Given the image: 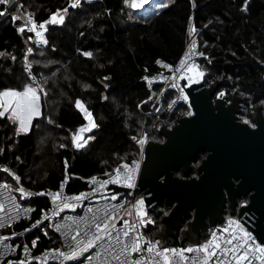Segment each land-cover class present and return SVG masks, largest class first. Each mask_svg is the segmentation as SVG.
Returning <instances> with one entry per match:
<instances>
[{"label": "trees", "instance_id": "trees-1", "mask_svg": "<svg viewBox=\"0 0 264 264\" xmlns=\"http://www.w3.org/2000/svg\"><path fill=\"white\" fill-rule=\"evenodd\" d=\"M71 3L22 0L19 13L0 16V52L5 53L0 56V92L26 85L46 92L40 98L42 117L28 132L18 134L16 124L0 118V166L9 167L29 189L57 188L68 162L70 191H79L86 188V179L139 159L143 136L164 141L157 127H175L188 111L180 106L171 114L154 112L152 92L142 77L156 70L158 58L178 63L193 26L202 53L211 61L204 64L206 84L221 82L220 91L230 99L238 96L254 104L264 100V0H162L160 7L132 17L124 0L83 1L75 8ZM64 9L63 23L49 26L42 46L19 31L27 19L45 23ZM89 52L90 58L84 55ZM28 65L38 85L29 78ZM77 101L98 125L82 150L74 149L70 136L86 122ZM10 180L0 172V182ZM32 204V220L16 229L40 219L49 207L45 198ZM156 221L159 234L163 218ZM189 222L175 231L176 237ZM52 243L53 237L40 239L38 249Z\"/></svg>", "mask_w": 264, "mask_h": 264}, {"label": "water", "instance_id": "water-1", "mask_svg": "<svg viewBox=\"0 0 264 264\" xmlns=\"http://www.w3.org/2000/svg\"><path fill=\"white\" fill-rule=\"evenodd\" d=\"M12 0L10 7L14 4ZM13 12L19 13L18 8ZM187 84L185 79L181 85ZM221 82L207 86L201 82L184 89L189 97L193 114L180 119L171 128L163 127L164 143L148 142L143 150L145 159L138 177L137 191L144 192L148 211L160 215V205L165 202L171 208L163 218L162 231L155 236L160 246H169L175 231L181 230L187 220V229L180 235L182 244L194 245L208 235L209 227L224 222V189L235 195L256 189L249 205H242L239 220L264 243V226L260 222L264 210V120L260 109L254 117L257 130L236 121L235 113L241 99L235 97L227 106L215 94ZM40 115L42 117V104ZM31 122L28 132L33 123ZM209 151L198 167L199 178L183 179L174 176L181 169L187 177L191 161L200 152ZM162 178V179H161ZM233 178L242 179L234 185ZM116 191H124L113 187Z\"/></svg>", "mask_w": 264, "mask_h": 264}, {"label": "built area", "instance_id": "built-area-1", "mask_svg": "<svg viewBox=\"0 0 264 264\" xmlns=\"http://www.w3.org/2000/svg\"><path fill=\"white\" fill-rule=\"evenodd\" d=\"M83 1H90V0H81V2ZM10 4L11 3L6 5L0 4L4 7L3 12H5V15H3L2 18L13 13L14 8H18V9L22 8V0H15L14 4L11 7ZM28 20L29 19L25 21L22 27H25L26 22ZM31 20H34L37 26L41 24L35 19H31ZM50 25H52V23H45L46 30L37 28V30L40 31L42 34L40 37H37L35 32H29L27 30V27H25V31L23 33L29 35V39L31 38L30 41L33 44H35L36 46H42L45 44L43 42L45 40L44 36ZM27 26L30 27L31 24H28ZM193 43L195 44L194 52L191 54L190 58L186 61L185 68L188 65H192V64L197 65L198 68L195 69V72L184 73L185 78L183 79H185L187 83L184 85V87L186 89L193 84H199L201 82L206 84L207 72L204 69V64L206 62L210 64L211 61L209 60L208 57H206L202 53L200 49V45L196 40L195 32H194L190 34V43L188 45V48L178 63H172L163 58H158L155 62L156 70L152 74H145L142 77V81L151 90L152 95H154L153 109L156 113L171 114L174 113L175 110H177V108H179L180 106H184L186 107L188 113L191 112L193 114L189 97L186 93V90L181 85V80H182L180 78L181 70H179L181 60L184 59L186 54L189 53V49L192 47ZM164 65H167L169 67H164ZM200 71H202L204 75L202 77H199V82H194L190 84L187 77L195 76L196 73ZM26 72L29 78L31 79L32 83L38 85V80L31 72V70L29 71L27 69ZM173 76H175L176 79H172ZM173 83L177 84L178 87L173 88L171 86ZM179 88L184 89L183 93L179 91ZM39 95L40 98L42 96H46L45 90L43 89V92L39 93ZM185 96L187 97V100L184 99ZM173 101H175V103H173ZM82 105L84 109H86V111L89 112L83 103ZM169 105H171V107H169ZM79 111L82 113V115L85 118L86 115L85 112L81 111L80 109ZM88 125H89V120L86 119L84 125L79 127L76 131L71 132L70 134L71 142L74 149L82 150L84 148V147L77 148L75 146L73 141V136L78 133V130L80 128ZM157 128L160 131L162 129L160 126H158ZM90 132H84L81 134L84 137V139L87 140V143L89 141L88 138ZM148 142H149L148 137H145L144 143L142 145L143 150L145 146L148 144ZM80 143H84V140H81ZM143 158H144V154L142 153L139 159H136L131 163L120 164L104 175H96L90 177L89 179H86L87 182L86 188L76 192L70 191V186L73 180V176L69 172L68 162L65 163L66 170L63 179L58 185V187L47 191H35L29 189L28 187L22 184L21 178L17 174H15L9 167L5 165H1L0 172L9 176L12 179V181L16 184V187L15 188L12 187L13 190H8V189L3 190L4 194L0 196V202L4 203L5 205V210L3 212H0V218H3V220L6 222L5 227L0 228V237H9V239L4 241L3 244H0V264H19L20 261H24L25 264H109V262L110 264H116V262L112 261L111 257L108 256L107 251L103 247H99V246L97 248L89 249V251L83 253L78 259L70 260V261H64L63 257L53 256L52 253L53 250L68 252L70 250L68 247L69 244L75 246V242L72 241L71 239L72 235H74L77 231H81L82 234L83 231L87 230L84 223L85 219H87L90 222L93 214H101L105 210H108L110 213H112L115 216L116 221H118L116 227L120 229V235L121 237H123L124 222L127 221L129 224H134L137 222V220L141 219V217H138L136 215V212L133 207L134 205H136V202L141 199L144 201L143 213H146V215L142 217L144 223H140L136 231L139 234H141L145 240L157 241L158 239H155V237L150 238V236L147 234V229H151L152 227H154L156 225V220L155 218L151 217L152 213L147 209V203L144 198L145 193L138 192L136 190L139 171L141 164L143 162ZM124 165H127L128 167L124 168L123 167ZM4 168L9 169L12 173L15 174V176L20 178L19 184L16 183V181L12 178L11 175H9L7 172L2 171V169ZM118 168L120 169V176H121L119 183H108L103 185L102 187L99 184L90 183V181H92L93 178H95L97 181L100 182L110 181L116 175V169ZM131 171H135L134 180L131 181V183H133L134 186L129 188L127 187V183L129 182L123 179V175L124 173ZM66 178H67V182L64 184L63 190H61V184L65 182ZM0 184H4V182H0ZM18 187H23L26 190V192L32 193V195L27 197H22L19 192L14 191V189ZM113 187H118L122 190H127V192L125 193L124 191H116ZM42 192L45 193V195H36L37 193H42ZM58 192L61 193V198L56 201V204H54L52 194ZM83 193L89 194L88 197L81 201H70V203L75 205L74 210L71 208H65L63 211H60L59 208L56 206L64 202L63 200L64 197L79 196ZM9 196L15 197L14 203L15 205L19 206L18 208L13 207V201H10L8 199ZM36 198H45L49 203L48 209L43 213L40 219L31 222L27 227L23 229H16V227L22 224L23 222L32 220L34 213L36 211V207L32 204V201ZM28 209H31L32 211H26ZM89 209H92V212H89L88 211ZM129 213H131V215H129ZM45 215H47L48 219H45ZM69 217H71L72 219H68ZM149 220L151 221L150 223L147 222ZM229 220H236L241 224L237 216L234 215L228 216L224 219L223 223H217L215 226L209 227L208 235L205 238L201 239L197 244L194 245L186 244L175 249H187L189 247L201 246L205 243L210 242L214 234L217 237H221V238L226 237L228 233L233 231L234 229V226L232 227L229 226L228 224ZM37 221H40L38 225H37ZM73 221H76V223H73ZM33 225H37V226L33 227ZM243 227L251 234V236L254 238L256 243L260 244L261 246H264V243L261 242L255 234L249 231L244 225ZM38 230H42V231L45 230L52 232L58 238L59 241L58 245L55 247H49L39 250L37 242H30L28 240V237ZM135 234L136 233L134 232L133 235ZM80 238L81 237L79 236L77 237V239ZM159 242L161 245L160 240ZM25 246H27L29 250L28 255H25L24 252ZM160 248L163 249L169 247L160 246ZM186 255L195 256L196 253H192V254L186 253ZM201 255L203 254L201 253ZM88 257H92V259L89 260ZM130 259L136 261L140 259V257L138 254H132ZM253 264H259V261H254Z\"/></svg>", "mask_w": 264, "mask_h": 264}, {"label": "snow or ice", "instance_id": "snow-or-ice-1", "mask_svg": "<svg viewBox=\"0 0 264 264\" xmlns=\"http://www.w3.org/2000/svg\"><path fill=\"white\" fill-rule=\"evenodd\" d=\"M12 0H0V4H9ZM81 0H72L70 7H78ZM125 4L128 7L138 8L142 7L144 3H148L149 0H124ZM246 10V9H245ZM67 12V9L63 10ZM5 15V12L0 11V16ZM57 17H60L57 20ZM14 20L20 19L18 16L13 17ZM63 16L60 11L53 14L51 19L45 23H63ZM45 23H41L38 26L34 20L29 19L26 22L25 27L29 32H35L37 37H40L42 34L37 30L45 28ZM31 24L30 27L27 25ZM25 27L19 28V31L23 33ZM195 32V27L193 26L190 29V34ZM31 39V38H30ZM46 43V40L43 41ZM195 44L193 43L192 47L189 49V53L186 54L185 58L181 60L180 69L181 76L180 78H185V72H195V69L198 68L197 65H188L185 68L186 61L190 58L191 54L194 52ZM31 52V49H29ZM5 55V53L0 52V56ZM84 55L89 58L92 56V53H84ZM15 59V57H13ZM164 67H169L164 65ZM31 66L28 65V70L30 71ZM204 73L202 71L196 73L195 76H188L187 79L189 83L199 82V77H202ZM107 79V77H106ZM172 79H176L175 76ZM173 88L178 87L177 84L173 83L171 85ZM179 91L183 93L184 89L179 88ZM43 92L42 88L34 87L33 85H26L23 90L9 89L0 92V118L7 117L8 120L12 121L13 124L17 125V132H26L31 125V122L34 118L40 115V95L39 93ZM223 95V93H221ZM187 100V97H184ZM175 103V101H173ZM76 107L81 111L85 112V118L89 120V125L82 127L78 130V133L73 136L74 144L77 148H83L87 144V140L81 135L84 132H90L93 128L98 127L91 118V113L87 112L84 109L80 101L76 102ZM171 107V105H169ZM188 115H192L191 112ZM245 123H249L245 121ZM88 139H93L89 137ZM81 140H84V143H80ZM139 143L143 145L144 140H140ZM63 147V145H62ZM127 168V165L123 166ZM138 167V165H137ZM2 171L7 172L12 178L19 184V177L15 176L9 169L4 168ZM111 175V174H109ZM135 171L126 172L123 175V179L127 183V187H133L131 181L134 180ZM121 179L120 169H116V175L110 181H97L93 178L90 183L99 184L101 187L108 183H119ZM67 182V178L64 183L61 184V190H63L64 184ZM13 190L12 186L4 183L0 184V196L4 194L3 190ZM21 194L22 197L31 196L32 193L26 192L23 187H18L14 189ZM36 195H45V193H37ZM53 195V203L56 204V201L61 198V193H55ZM89 194L83 193L79 196L64 197V202L56 205L60 211H63L65 208H71L74 210L75 205L70 203V201H81L88 197ZM8 199L13 201V207L18 208V205H15V197L9 196ZM138 217L141 219L137 220L134 224H129L127 221L124 222L123 228V237L120 235V229L116 227L118 221H116L115 216L110 213L108 210H105L101 214H93L90 222L85 219L86 231H77L72 235L71 239L75 242V246L69 244V251L63 252L58 250H53V256L63 257L64 261H70L78 259L83 253L89 251V249L103 247L108 256L111 257L112 261H115L116 264H253L254 261H259V264H264V246L256 243L251 234L236 220H229L228 224L230 227L234 226L233 231L229 232L226 237H217L215 234L210 242L205 243L198 247H189L187 249H174V248H160V242L145 240L141 234H139L136 229L140 223H144L142 217L146 215L143 213L144 201L141 199L136 202V205L133 206ZM5 210L4 203L0 202V212ZM26 211H32L28 209ZM92 212V209L88 210ZM131 215V213H129ZM14 219V218H13ZM45 219H48L45 215ZM68 219H72L69 217ZM147 222H151L150 220ZM5 221L3 218H0V228L5 227ZM40 221H37V225ZM76 223V221H73ZM33 225V227L37 226ZM136 233L133 235V233ZM81 237L77 239V237ZM9 237H0V244H3L4 241L8 240ZM35 246V245H33ZM118 246V248H117ZM25 255L29 254L27 246L24 249ZM196 253L195 256L186 255ZM201 253L203 255H201ZM132 254H138L140 259L133 261L130 259ZM147 254V255H146ZM47 255V254H46ZM123 257V259H122ZM89 260L92 257H88ZM19 264H25L24 261H20ZM110 264V262H109Z\"/></svg>", "mask_w": 264, "mask_h": 264}, {"label": "flooded vegetation", "instance_id": "flooded-vegetation-1", "mask_svg": "<svg viewBox=\"0 0 264 264\" xmlns=\"http://www.w3.org/2000/svg\"><path fill=\"white\" fill-rule=\"evenodd\" d=\"M220 90L221 89H219L217 91V93L215 94L214 100L221 97V99L224 101V103L227 106H230L235 97L230 99L227 97L225 92H222ZM221 93H223V95H221ZM236 97H238V96H236ZM239 98L241 99V101L239 103L240 104L239 109L235 113L236 121L242 125L248 126L251 130H257L259 127V123H258L257 119L254 117V115H256L258 109H260L261 117L264 120V100L262 102L254 104V103H250L249 101L245 100L242 97H239ZM245 121H248L249 123H245ZM149 142H154V141H149ZM164 142H165V140L154 142V143H164ZM208 155H209V151L200 152L197 155V157H195L191 161V168H190V172H189L187 177H185L182 174L181 169L175 171L174 176L179 177V178H183V179L199 178L200 175L198 172V167L200 166L202 160L206 159L208 157ZM144 159H145V156L143 158V161H144ZM142 165H143V162H142L141 167H140L139 175H140L141 170H142ZM241 182H242V179L233 178L234 185H238ZM224 192H225V203H224V211H223L224 218L231 216V215L237 216L239 218L241 206L250 204L251 197L256 192V189H249L246 192H244L243 194H236L235 195V205H232L231 194L227 191V189H224ZM160 212H161L160 215L153 214L156 217L155 220H157V218H160V216L162 218H164L165 214H167V213L169 215V213L171 212V208H168L166 206L165 202H163L160 205ZM260 222L264 226V210H263V214H262Z\"/></svg>", "mask_w": 264, "mask_h": 264}, {"label": "rangeland", "instance_id": "rangeland-1", "mask_svg": "<svg viewBox=\"0 0 264 264\" xmlns=\"http://www.w3.org/2000/svg\"><path fill=\"white\" fill-rule=\"evenodd\" d=\"M161 1L162 0H149L148 3H144L142 7H138V8H132V7H128L126 4L125 5H126L127 10L129 11L131 17H132V15H135L136 13H140V12H144V11L146 12L148 9H150V7H153V8L160 7V2ZM129 2H131V0H129ZM138 2H139V0H138ZM80 5H81V3H80ZM60 13L63 16V18L65 19L67 12L61 11ZM59 18L60 17H57V20H59ZM53 24H58V23H52V25ZM153 96L154 95L151 96L152 100L154 99ZM153 103H154V101H153ZM89 137H91V136L89 135ZM144 138H145V136H143L142 140H144ZM90 140L91 139H89V141ZM89 141H88V143H89ZM88 143H87V145H88ZM142 153H143V147H142ZM7 184L11 185L14 188L16 187V184L12 181V179ZM167 215H168V213L165 214V216H167ZM151 217L156 219V217L153 215V213L151 214ZM41 232L44 233L45 235H43ZM41 232L40 231L34 232L32 237H28V240L30 242H37L38 243L40 239H49L50 237H53L54 243H52L51 245L49 244V245H47L45 247L49 248V247H55V246L58 245L59 241H58V238L56 236L50 234L47 231L45 232V230L41 231ZM147 234L150 236V238H154L157 235L155 227L154 228L152 227V229H147ZM183 245H186V244H182L181 241H180V237L179 236H177V237L175 236V237H173L171 239V244L168 247L175 249V248H178V247L183 246Z\"/></svg>", "mask_w": 264, "mask_h": 264}]
</instances>
